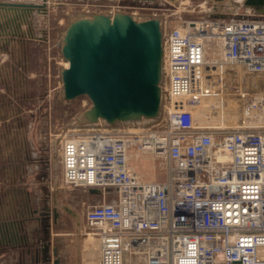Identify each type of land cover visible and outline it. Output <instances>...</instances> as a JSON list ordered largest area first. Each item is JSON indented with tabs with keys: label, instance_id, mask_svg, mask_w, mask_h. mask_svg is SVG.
<instances>
[{
	"label": "built area",
	"instance_id": "1",
	"mask_svg": "<svg viewBox=\"0 0 264 264\" xmlns=\"http://www.w3.org/2000/svg\"><path fill=\"white\" fill-rule=\"evenodd\" d=\"M133 2L83 10L136 13L143 5ZM211 40L220 47L214 61L206 57ZM256 106L261 122L250 123ZM234 109L236 124L196 122L197 113L209 119ZM57 136L62 184L100 197L83 212L98 241L97 264H264L263 18L164 26L160 118ZM132 153L164 159L165 178L143 179Z\"/></svg>",
	"mask_w": 264,
	"mask_h": 264
},
{
	"label": "rangeland",
	"instance_id": "2",
	"mask_svg": "<svg viewBox=\"0 0 264 264\" xmlns=\"http://www.w3.org/2000/svg\"><path fill=\"white\" fill-rule=\"evenodd\" d=\"M0 1L38 3L41 0ZM59 1L60 5L57 0H47L44 12L31 9L25 16L14 11L10 15L0 14V28L12 22L14 27L24 29L21 36L10 33L11 38L22 39L10 48H7V35L0 33V221L14 228L20 224L27 242L25 247L20 245L19 248L16 244H9L4 247L6 253L0 248V254H19L15 260H7L3 264H29L30 255L22 258L23 252L27 253V248L32 251L44 245L39 238L45 222L50 223L47 237L52 236L61 264H96V239L88 234L90 230L84 225L83 212L97 203L100 197L96 192L80 188L70 190L62 184L57 136L61 131L75 129L71 124L79 121L81 112L90 106V101L85 96L71 101L62 99L59 69L66 67L67 62L62 60L57 42L74 12L83 10L86 4L112 5L119 0ZM231 3L218 5L217 9L196 0L175 3L134 1L131 4L143 5L136 14L161 15L163 28H178L183 21L206 17L264 19V12L244 7L240 0ZM39 36L43 37V42L38 40ZM207 42L210 45L207 47V60L214 61L219 58L218 41ZM255 86L252 84L251 95L256 96L260 88ZM231 113L210 116L209 119L197 113L196 122L238 123L240 115L235 109ZM250 117V123H260V108H251ZM130 163L145 180L165 178V170L161 168L166 165L164 159L132 153ZM44 211L49 212L47 218L42 217ZM64 249L67 251L61 254Z\"/></svg>",
	"mask_w": 264,
	"mask_h": 264
},
{
	"label": "water",
	"instance_id": "3",
	"mask_svg": "<svg viewBox=\"0 0 264 264\" xmlns=\"http://www.w3.org/2000/svg\"><path fill=\"white\" fill-rule=\"evenodd\" d=\"M196 1L217 9L227 0ZM46 2L0 1V8L44 12ZM57 4L61 2L57 0ZM241 4L264 12V0H241ZM74 14L57 42L59 54L67 62L66 67L59 69L61 97L71 101L85 96L90 106L71 128L139 127L155 123L161 115L163 95L162 16L123 10H80ZM51 254L55 255L56 250L52 249ZM56 262L57 259L53 261Z\"/></svg>",
	"mask_w": 264,
	"mask_h": 264
},
{
	"label": "crops",
	"instance_id": "4",
	"mask_svg": "<svg viewBox=\"0 0 264 264\" xmlns=\"http://www.w3.org/2000/svg\"><path fill=\"white\" fill-rule=\"evenodd\" d=\"M121 1H127V0H121ZM232 1L233 0H227V1H225V2H223L221 4H219V5H225V6L230 5V4L232 5V3H231ZM249 9H252V8H249ZM11 13H12V11H8L7 9H0V14L1 15L2 14L3 15H10ZM15 13L18 14V15L20 14L22 16L25 15V12H21V11H19V12L15 11ZM23 32H24V29L21 26L14 27V23H12V22H10V23L8 22L7 24H3V26L0 28V33H3V34L7 35V38H6L7 48H10L11 45H12V47H15L17 41L20 42V40H22V39H19L17 37H12L11 38L10 37V33L11 34L13 33V35H15V36H21V35H24ZM38 38H40V39H38L40 42L41 41L43 42V40H42L43 37L42 36H39ZM6 223L7 222H5V221H0V248H3L2 252L5 251V253H6V250H5L4 247L8 246L9 244H11V245H13V244L15 245L16 244V245H18L17 248H19L20 245H23L25 247L26 244H24L22 242L19 243V240H18V237H21L25 233L22 232V230H19L18 228H11ZM24 236L26 237V235H24ZM47 242H48V245H49L50 253H51L52 249L56 250L55 246L52 243V236L48 238ZM66 251H67V249H64L61 254H63ZM96 251H97V255H96V257H97L96 258V264H97V259H98V241H97V239H96ZM58 253L59 252H57V250H56V254L55 255L51 254V261H54L55 259H57V262L55 264H61L60 261H59V256L60 255ZM26 254H29L28 251H27V253H25V251L23 252L22 258L27 256ZM16 257L18 258L19 254H18V256H16L15 253L12 254V255L3 254L2 253V254H0V264H3L7 260H8V262H10L11 260H15ZM29 259H32L31 255H30ZM29 263H30V260H29Z\"/></svg>",
	"mask_w": 264,
	"mask_h": 264
},
{
	"label": "flooded vegetation",
	"instance_id": "5",
	"mask_svg": "<svg viewBox=\"0 0 264 264\" xmlns=\"http://www.w3.org/2000/svg\"><path fill=\"white\" fill-rule=\"evenodd\" d=\"M42 213H43V215H42L43 218L48 217V213H49L48 211H44ZM55 213L56 212H53L54 217L56 215ZM19 225L20 224H18V227H16V228H18L19 230H22V227ZM49 225H50V223L48 224L46 222L43 224V229H42L43 234H42L41 238H39V242H41V244L45 243V245H42L41 248H35L32 251L30 250V248H27L28 253L32 256V259H30L29 264H53V261H51V253H50V256H47V253L49 252V245L47 242V240H48L47 234H48ZM10 227L14 228L12 226H10ZM24 235H22L21 237H18V240H19V243L22 242L24 244H27L26 237ZM47 257H49V258H47Z\"/></svg>",
	"mask_w": 264,
	"mask_h": 264
},
{
	"label": "bare ground",
	"instance_id": "6",
	"mask_svg": "<svg viewBox=\"0 0 264 264\" xmlns=\"http://www.w3.org/2000/svg\"><path fill=\"white\" fill-rule=\"evenodd\" d=\"M181 2H182V1H181ZM46 4H47V3H46ZM45 8H46V7H45ZM41 12H43V11H41ZM27 13H28V12H27ZM25 15H27V14L25 13ZM25 15H24V16H25ZM208 43H209V42H208ZM210 43H211V42H210ZM208 45H209V44H208ZM209 46H210V45H209ZM209 46H208V47H209ZM132 127H138V126H132ZM88 234L91 235L90 233H88ZM91 240H92V239H89L90 242H91ZM91 245H92V244H91ZM91 245H90V246H91Z\"/></svg>",
	"mask_w": 264,
	"mask_h": 264
}]
</instances>
